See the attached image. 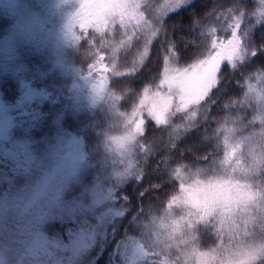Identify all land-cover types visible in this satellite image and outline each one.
Masks as SVG:
<instances>
[{
	"label": "rangeland",
	"instance_id": "rangeland-1",
	"mask_svg": "<svg viewBox=\"0 0 264 264\" xmlns=\"http://www.w3.org/2000/svg\"><path fill=\"white\" fill-rule=\"evenodd\" d=\"M190 1L182 0L180 7L191 5ZM222 1L223 4H228L229 1H232L235 7H233L234 11L230 7L226 8L227 5L224 4L225 6L221 9H214L220 10L216 13L220 15L217 19L197 18L196 15L192 16L193 14H191L189 20L199 19L200 21L208 20L213 22L215 26L206 30L209 35L213 36L215 33L217 35H224L226 30L231 33L232 31L237 33L238 30L245 29V25H249L247 17L251 21L256 20L257 22L264 18V0H252V3L250 2L251 0H246L252 5L248 10L243 7V4H247L244 0ZM98 3L134 4L137 6L135 14L137 16L142 14V19L139 25L136 24L135 20L126 25H121L119 17H117L115 22L110 23L103 31H97L94 27L83 30L86 32L92 30L93 36L90 37L92 34H86V38L79 40V43L82 40H92L93 38L94 44L97 47L95 51L98 52H96L97 55L94 58V62L89 65V71L86 70L84 72L87 73L79 75V77H83L84 79L77 80L78 71L75 73V78L72 77L70 83H73L74 80L76 83H103L102 89L106 88V105H109L113 109V113L119 115L123 120L119 122L120 127L116 128L117 134L104 141L100 147H97V150L93 151V153H98L94 162L87 159L83 148H79L76 152V149L70 145L72 142L70 140L67 141L66 136L63 135L66 131L60 132V128H53L51 134H45L36 138L37 129L33 137L18 136L13 141L14 147L21 141L28 140L33 142L32 147L34 148L29 153H32L33 157L30 156L29 164L35 160L37 172L26 182L16 181V176H13V173L5 175L8 178L7 180L0 177V264H40V261H47L46 259L58 250L56 243H59L57 238L61 234V229L60 227L57 228V226L55 229V226L50 225V214H63L65 215V217H62L63 221H76L77 217H79L78 210L72 204L70 192L77 189L79 193L83 187H90L82 182L87 169L94 173H99L96 176V184H99L101 188L98 191L96 188L97 193L104 195V192L110 188V197L116 191L122 190V186L125 185L127 180H140V176L138 177V175L145 174L144 171L149 164L148 160H151L148 157V147L143 143V140L147 143L153 135L150 129H146L145 132L143 131L146 121L151 116H149L146 106L141 104V100L145 98L146 94L151 96L153 92L157 91L160 80L163 78L164 70L169 64L176 68H183L195 63L198 59L204 58L211 47L212 41L217 36L214 38L204 37L199 42L200 45H198L197 49H193V51L189 48L190 44H193L192 39H181V44L170 39H168L167 44L164 42L160 43L159 41L165 38L163 34L167 31L168 27H165L162 21L163 31H161V25L157 21L161 20L167 13H176L178 8L174 0H54L52 5L48 3V0H40L38 6L48 16L56 18L58 14H61L65 18V21H67L71 19L73 12L79 8L80 4ZM168 5H171V7H166ZM214 10L211 9L212 13ZM19 14V8L13 9L7 4L0 6V22L1 19L9 21L10 16H18ZM237 24H239V27H236ZM8 31L9 25L0 31V39L4 38L8 34ZM77 31L80 34H85L79 28H77ZM239 37H237L238 40L240 39ZM230 39L224 42L227 43ZM239 44L243 49V59L233 62L222 61L220 71L217 73L216 86L201 100L214 101L211 103L212 119L206 120V117H204L205 121L198 124L199 127L203 126L205 134H200L201 136L194 135L199 128L193 131L188 129L198 119H202L204 105L200 107L199 104H190L186 108H190V111L182 114V110L176 111L175 109V105L179 101L177 99L173 100L172 113L168 116L167 123H165L167 126L165 129L169 131L168 136L174 138L185 135L188 138V145L186 146L188 151L189 149L191 150L190 146H193V144L197 146L202 145V143L199 144V141L203 142V144L204 142L209 143L212 136L214 137L213 141H215L214 146L220 147V149L217 148L218 152L213 153L214 156L209 164H200L196 161L185 163L186 161L184 160L181 161L186 165L173 164V172H175V177L180 182L181 188V192L177 191L180 194L176 196L179 202L183 201V198L186 196L185 190L193 187L196 181H205L213 177L230 175L239 179L242 184H252L254 189L263 187L264 185V175L259 170L254 174H246L244 171L253 163L254 156L259 158L263 155L264 147L260 146L258 139H255L253 143H241L245 137L251 136L252 133H260L264 129V125L258 119H255L259 113L261 98H264V75L255 71L245 73L238 68L237 63L246 60V55L249 51L248 46L244 47L243 44L241 45L240 40ZM183 49L185 51L187 49L190 50L193 58L183 60V53L185 52ZM38 54L41 53L36 51L32 46L21 45L17 48L16 54L13 57L0 61V97L2 92L1 74H7L12 83H21L19 84L23 87L20 93L21 96L28 95L30 97L31 93H33L30 88L33 85L31 81H42L41 83L56 82L54 72L57 71L46 56L44 58L41 56L40 59L41 62L46 64V67L45 65L36 67V65L29 62L32 57ZM142 55L143 59H141ZM101 57H103L102 60L100 59ZM76 60L81 65L80 61ZM48 65L49 68H47ZM149 65L155 66L156 69L151 68L147 75H143L142 71L147 69ZM70 67L78 69L74 57ZM137 68L138 71H135ZM139 71L138 76L140 75V79L138 82L140 83V90L134 93L129 103H123V105L121 103L123 94L129 96L131 92L123 93V90L120 88L116 90L117 83H129V77L132 73ZM59 75L61 74L59 73ZM243 76L246 83H248L247 88H242L239 84L243 82ZM93 79L94 81H92ZM34 90L36 93L40 91L39 89ZM159 90L161 92L167 91L166 88H160ZM220 90L225 92V99H222L221 102L216 97L217 91ZM17 102L18 94L14 98V101L11 102L2 101L0 98V152L4 149L2 139L8 136L11 137L16 133L9 126V122H6V119H10L12 115L6 110L15 111V103ZM21 111V113L18 112L17 114L24 116L22 118L27 117L29 124L26 126L34 127L33 125L36 123L33 121V114L30 116L29 109L25 106ZM135 115H139L138 120L140 121H131ZM3 120H5V123ZM151 120L155 121L153 117H151ZM138 124L139 130H137ZM229 129L232 131H229ZM199 131L202 133L203 130ZM155 132H160V129ZM130 134L135 136V139L132 141L127 139ZM190 134H192V137H190ZM138 137H140V143L137 153H134V144ZM237 144L240 146L233 153L232 150ZM10 148H13V146H10ZM183 152L185 151L183 150ZM226 154H230V159L227 164H224L223 161ZM136 156H138V159ZM12 158L15 162L18 161L14 157ZM143 165L144 168L142 167ZM48 174L52 177L54 176L56 179L53 182L52 188L46 187L44 183L45 177ZM58 174L63 175V177L61 176L63 180ZM154 175H156V169ZM65 178L67 180L70 178L73 181H65ZM61 187L64 188L63 192L61 191ZM45 188H48L51 193L47 192V194L44 190ZM89 192L95 193L92 189ZM85 195L88 200L85 203H80V205L84 211L89 212L91 206L94 205L93 203L97 202L99 198L96 193L92 199H90L88 192H85ZM120 199H122V196H120ZM170 199L172 200L170 201ZM173 200L174 195L166 200L163 206L171 213L150 212L148 210L140 211V221L136 223L138 230L135 233H131L132 237L129 240L132 242L140 241L141 259L145 256L142 248L149 250L144 245H146V237L150 236V244L153 247L150 250L153 251L155 257L162 260L159 262L163 264H175L173 263V256L177 260L180 254H183L184 260L186 262L189 260V264L192 263L193 258L189 259L187 248L182 245L183 236L188 231L184 226L186 221L182 222V218L185 217L172 214V212H176ZM114 204L115 202H113ZM182 207L181 204L176 205L177 209ZM13 208L18 209L24 218L18 220L16 215L11 212ZM69 216L72 217L68 218ZM12 219L13 222H11ZM35 230L40 232L38 238L32 235ZM22 233L29 235V241L28 237L25 242L20 240ZM165 233H168L172 239L167 238ZM72 234L75 235V233ZM48 235L57 242H48ZM139 235L140 238L138 237ZM175 239H179L181 243L176 244ZM253 244L259 245L261 243ZM64 245H66L65 242L62 243V248ZM59 247L61 248L60 244ZM117 248L118 255L124 258L122 260L124 264L137 263L134 260V253L136 252H133L134 249L131 246H125L124 243L119 244L118 242ZM26 250H29V255L25 254ZM68 257L66 254L62 256L59 264H62ZM210 261L212 260L208 259L204 264H208Z\"/></svg>",
	"mask_w": 264,
	"mask_h": 264
},
{
	"label": "trees",
	"instance_id": "trees-1",
	"mask_svg": "<svg viewBox=\"0 0 264 264\" xmlns=\"http://www.w3.org/2000/svg\"><path fill=\"white\" fill-rule=\"evenodd\" d=\"M229 2L228 4L224 3L227 5L226 8L230 7V9L234 11L235 7L232 4V1ZM244 2L247 4H243V7L248 10L250 6H252V0L250 1V4L246 0H244ZM190 3L192 4L179 7L176 13H167L162 17V21L168 29L164 32L163 35L165 38L162 41H159L160 43L164 42L167 44L168 39H170L181 44V39H192L193 44L191 43L189 48L193 51V49H197L198 45H200L199 42H201L204 37L208 36V38H214L217 35L215 33L211 36L206 30L215 26L213 22L208 20L220 17L219 14H216L220 10L214 9H221L224 7L225 5L223 4V1L191 0ZM211 9L214 10L213 13ZM191 14H193L192 16L196 15L197 18L201 17L208 20L200 21L199 19H193L190 21ZM247 18V23H249V25H245V29L238 30L237 33L235 32L236 37L240 36L239 40L241 45L243 44L244 47L248 46L249 50L246 55V60L239 61L237 65L241 71H244L246 67H251L252 71L264 75V18L258 22L256 20L251 21L249 17ZM8 25L9 21L1 19L0 31L8 27ZM83 32L85 34H80L77 31L80 40L86 38V34H92L90 37L93 36L92 30ZM233 32L234 31L231 33L226 30L224 35H217L215 41H226L227 39L232 38ZM205 33L206 35H204ZM74 47L77 49L74 59L79 70L77 76V80H79L78 77L80 74L87 73L84 72L86 70L89 71V65L94 62V58L97 55L96 52L98 51H95L97 47L94 44L93 38L92 40H82V42H78ZM82 53L84 54V58ZM41 56L44 58L45 55H35L29 60V62L36 65V67H39V65H45L46 67V64L40 61ZM192 56L191 51L187 49L183 53V60L192 59ZM76 59L80 61L81 65H79ZM0 61L4 60L0 59ZM152 66L153 65H149L147 69L143 70V75H147L151 68H155V66ZM47 68H49V65ZM135 71H138V68ZM54 73L56 82L41 83L42 81H31L33 85L30 88L33 93H31L30 97L28 95L21 96L20 93L23 90V87L19 85L21 83H12L7 74H1V100L5 102L14 101V98H16L18 94V102L15 103V111L6 110L9 114H12L10 119H6V122H9V126H11L16 133L7 138L4 136L5 139H2L4 142V149L0 152V177H3L4 180L8 179L5 177L7 173H13V176H16V181L26 182L33 176V174H35V172H37L35 169V160L29 164L30 156L33 157L32 153L29 154L34 148L32 147L33 142L28 140L21 141L14 147L13 141L18 136L33 137L35 131L38 129L37 136H35L37 138L45 134H51L53 128H60V132L66 131L63 135L66 136L67 141L70 140V142H72L70 144L72 148L76 149V152L79 148H83L87 159L94 162L98 153H93V151L97 150V147H100L104 141H107L110 137L117 134L116 128L120 127L119 122L123 119L119 115L114 114L113 109H111L109 105H106V88L102 89L103 83H77L81 88L82 95L79 99H76L69 91V87L72 84L70 83V80L72 77L75 78V74L70 70L63 73L64 75H59L57 72ZM139 73L140 71L132 73L129 77V83H117L116 90L120 88L123 90V93L131 92L129 96L123 94V100L121 101L122 104L129 103L134 93L140 90V83L138 82L140 79V75L138 76ZM92 81H94V79ZM242 81V83H239L240 86L242 88H247L248 83L244 80V76ZM34 89H39V93H36ZM110 93H112V91H110ZM224 93L225 92L222 90L217 91L216 97L218 101L221 102L222 99H225ZM213 102L214 101L210 100L200 101L199 106L201 107L204 105V113L202 112L203 117L200 120L198 119L188 129L193 131L196 128H199V130L203 131L200 133L199 130H196L195 133L193 132L194 135L201 136L200 134H205L203 126L199 127L198 124L205 121L204 117H206V120L212 119L211 116L213 114L211 113V103ZM25 106L29 109L30 116H32L31 114L34 116L33 121L36 123L33 125L34 127L26 126L29 124L27 117L22 118L24 116L17 114L18 112L21 113V110L25 108ZM189 111L190 108L186 110L183 109L182 114H186ZM5 113L8 114L7 112ZM138 114L140 115V113ZM139 115H135L134 119L131 121H140L138 120ZM3 121L5 123V120ZM145 124L146 126H144L143 131L145 132L146 129H150L153 132V135L147 143L143 140V143L148 147V157L151 159L148 160L149 164L144 171L145 174L138 175V177L140 176V180H127L125 185L122 186L123 189L116 191V193L110 197V188L104 192V195L97 193L98 189L101 188L99 184H96V176H98L99 173H94L87 169L82 178V182L91 188L85 186L79 193L77 189L70 192V199L72 204L77 208L79 217H77L76 221H63L62 217H65V215L50 214V225L53 227L55 226V229L56 226L57 228L60 227L62 235L60 234L57 238L59 243H56L57 241L53 240L50 235L47 236V241L56 243L58 245V250L55 253H52L51 256L46 259L47 261H40V264H59L61 257L65 254L69 257L62 262V264H124L122 261L124 258L118 255V242L119 244L124 243L125 246H131L134 249L133 252H136L134 253V260L137 261L136 264H163L159 262L162 260L155 257L153 251L150 250L153 248L150 244V236L146 237V245H144L149 250L144 249L146 254L142 259L140 256V241L132 242L129 240V238L132 237L131 233H135V231L138 230L136 223L140 221V211L148 210L150 212L157 211L159 213L170 212L163 206L164 202L174 195L173 203L176 212H172V214L182 215L185 217L182 218V222H188L189 217L186 216L188 208L183 204V201L179 202L176 198V196L180 194L179 192H181V188L179 184L180 182L176 179L175 172H173V164L186 165L181 160L186 161L185 163L196 161L200 164H209L214 156L213 153L218 152L217 148L220 149V147H217V145L214 146L215 141H213L214 137L212 136L209 143L204 142L203 144V142L199 141V144L202 143V145L197 146L193 144V146H190L191 150L189 149L188 151V148L186 147L188 145V138L185 137V135L174 138L169 137V131L165 129L167 127L165 123L158 124L156 121L151 120V117ZM208 125H210V123H208ZM159 129L160 132L156 133L155 131ZM190 137H192V134H190ZM176 138L177 140L175 141ZM139 143L140 137L137 138V141L134 144V153H137ZM10 146H13V148H10ZM183 150L185 152H183ZM18 153L22 154L18 155ZM262 156H264V152ZM12 157L18 161L15 162ZM136 158L138 159V156H136ZM142 167L144 168V165ZM261 168H264V166ZM155 169L156 175H154ZM259 172L264 175V170H259ZM59 176L62 179L63 175ZM55 181L56 179L54 176L52 177L48 174L44 181L46 185H44L48 188H52L53 182ZM65 181L71 182L73 180L70 178L67 180L65 178ZM48 188L44 189L46 193L50 192ZM90 189L96 193L99 200L93 203L94 205L91 206L90 211L88 212L81 208L80 203H85L88 200L85 192L89 193L90 199L94 197L95 193H90ZM63 190L64 188L61 187L62 192ZM113 196H115L114 199H112ZM120 196H122V199H120ZM171 200L172 199H170V201ZM113 202H115L114 205ZM177 204H181L183 207L177 209ZM18 208H20V206H18ZM70 217L72 216H69L68 218ZM11 222H13V219ZM149 228L152 230L151 227ZM187 232L190 234H185L182 240H187V243L183 242L182 245L187 248L189 259L191 257L193 258L191 264H204L208 259L212 260L208 262V264H220L222 255L218 254L226 255L224 250L229 247H231L232 250H235L236 241H233L230 244L227 235L221 237L218 234L217 228L211 225L198 224L194 231L188 230ZM72 233H75V235ZM165 234L167 238L172 239L168 233ZM32 235L38 238L40 232L35 230ZM21 236L20 240L25 242L28 237L29 241V235L27 233H22ZM138 237L140 238V235ZM240 239L246 244L264 243V232L259 228H256L254 229L253 234L249 236L237 237V240ZM175 241L176 244L181 243L179 239H175ZM63 242H65L66 245L62 248ZM59 244L61 245V248L59 247ZM25 254L29 255V250H26ZM178 258L176 260L175 256H173V263L189 264V260L187 262L184 260L185 258L183 254H180ZM256 264H260L259 259L256 261Z\"/></svg>",
	"mask_w": 264,
	"mask_h": 264
},
{
	"label": "snow or ice",
	"instance_id": "snow-or-ice-1",
	"mask_svg": "<svg viewBox=\"0 0 264 264\" xmlns=\"http://www.w3.org/2000/svg\"><path fill=\"white\" fill-rule=\"evenodd\" d=\"M174 3L179 8L182 0H174ZM136 7L128 3L80 4L79 8L73 12L71 19L63 25L65 43L68 46L77 45L80 40L77 28L83 31L94 27L97 31H103L110 23L115 22L117 17L121 25L131 23L133 20L139 25L142 14L140 16L135 14ZM157 22L160 23V30L163 31L162 19ZM236 27H239V24ZM100 59L102 60L103 57ZM242 59L243 49L235 32L227 43L224 41L217 43L213 40L204 58L198 59L188 67L176 68L169 64L164 70L157 91L151 96L146 94L141 104L146 106L149 116L153 117L158 124L167 123L168 116L172 113L174 99L179 101L175 105L176 111L186 109L190 104H199L216 86L221 62ZM68 70L73 74L79 71L71 67ZM78 79L84 78L78 77ZM160 88H166L167 91L161 92ZM69 91L76 99L82 95L81 88L75 80L69 87ZM255 119L264 125V98H261L259 113ZM137 130H139V124ZM229 131L232 130L229 129ZM127 139L132 141L135 136L130 134ZM255 139H258L260 146L264 147V129L260 133H252L251 136L245 137L241 143H253ZM239 146L237 144L233 148V153ZM229 159L230 154H226L223 163L227 164ZM261 166H264V156L259 158L254 156L253 163L244 171L246 174H254L257 170H264ZM185 191L183 204L188 208L189 220L184 226L187 230L194 231L198 224L211 225L217 228L221 237L227 235L230 244L236 241L235 250L229 247L224 250L226 255L218 254L222 255L220 264H256L258 259L260 264H264V243L246 244L242 239L237 240V237L253 234L256 228L264 232V187L254 189L252 184H242L239 179L227 175L196 181L193 187ZM183 242L187 243V240ZM142 251L145 255L144 249Z\"/></svg>",
	"mask_w": 264,
	"mask_h": 264
},
{
	"label": "clouds",
	"instance_id": "clouds-1",
	"mask_svg": "<svg viewBox=\"0 0 264 264\" xmlns=\"http://www.w3.org/2000/svg\"><path fill=\"white\" fill-rule=\"evenodd\" d=\"M48 3L52 5L54 0H48ZM4 4L19 8L20 14L9 17L8 34L0 39V59L7 60L16 54L19 46L30 45L45 55L58 73H65L77 53L75 47L65 43V18L61 14L56 18L45 14L38 6L40 0H0V6ZM11 212L18 220L24 218L18 209L13 208Z\"/></svg>",
	"mask_w": 264,
	"mask_h": 264
},
{
	"label": "bare ground",
	"instance_id": "bare-ground-1",
	"mask_svg": "<svg viewBox=\"0 0 264 264\" xmlns=\"http://www.w3.org/2000/svg\"><path fill=\"white\" fill-rule=\"evenodd\" d=\"M227 71V70H226ZM252 71V68L251 67H246L245 69H244V72L245 73H250Z\"/></svg>",
	"mask_w": 264,
	"mask_h": 264
}]
</instances>
